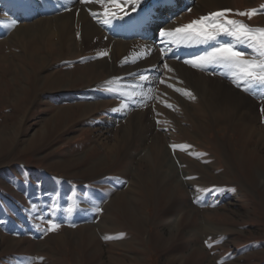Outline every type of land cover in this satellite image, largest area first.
Instances as JSON below:
<instances>
[{
	"label": "rangeland",
	"instance_id": "374dc122",
	"mask_svg": "<svg viewBox=\"0 0 264 264\" xmlns=\"http://www.w3.org/2000/svg\"><path fill=\"white\" fill-rule=\"evenodd\" d=\"M262 8L264 0H214L169 12L180 18L175 29L223 9L255 29L264 28ZM251 9V17L237 14ZM5 11L0 1V264H264V85L202 62L198 71L219 70L256 100V113L240 102L214 106L187 85L189 105L168 95L172 107L153 110V132L138 134V123L124 135L133 113L156 107L160 85L171 91L175 76L150 78L157 93L147 99L122 64L115 74L89 66L111 53L86 51L82 42L60 52L56 34H35L38 49L6 42L18 25ZM215 41L258 58L233 37ZM102 102L110 105L96 108ZM157 130L167 135L165 150L153 141ZM50 222L59 227L49 231Z\"/></svg>",
	"mask_w": 264,
	"mask_h": 264
},
{
	"label": "bare ground",
	"instance_id": "6f19581e",
	"mask_svg": "<svg viewBox=\"0 0 264 264\" xmlns=\"http://www.w3.org/2000/svg\"><path fill=\"white\" fill-rule=\"evenodd\" d=\"M0 1L5 3L7 19H12L10 24L15 22L18 25L11 30V39H4L6 42L11 43L15 39L23 44L32 45L33 49H38L39 46L34 45L35 43L32 40L35 34L39 39L50 35L53 37L56 34L59 37L56 44L59 45L60 52H65L70 45L74 51H78V44L82 42L85 44L84 49L86 51L90 50L98 54L101 52L111 53V59L105 57L104 61H96L89 66L93 67L94 72L102 68L110 74H115L114 72H116L119 63L122 64L123 70L121 71L126 73V81L136 88V93H142L147 99L154 98V94L157 93L154 87L149 86L150 78L158 76V79H160V76L163 75L165 79L171 81L175 76V80L171 81V91L166 87L169 85L168 82L160 85L162 98L158 97L160 99L156 101V107L150 105L147 108L148 112H146L148 114H145L144 110L133 113L130 117L131 121L133 120L132 126L123 129L124 135L132 129L135 130L138 123L143 124L142 127L139 126L140 131H136L138 134L143 132L146 135L153 132L155 129L154 117L152 116L154 114L153 110H162V106L169 100L168 95H172L176 100L189 105L191 101L185 98L187 85L191 86L201 99L214 106H225L226 104L240 102L244 104V107L250 113H256L258 110V102L238 91L234 86L236 83L232 85L217 76L216 74L221 73V71L215 70L214 66L211 67L212 70L217 72L216 76L198 71L204 64L197 58L217 46L218 42L214 40L201 43L197 40H189L184 33L177 32L175 29L174 23L180 18H174L173 20L170 18L171 13L169 10L175 11L178 8H188L193 4H198L199 1L208 3L214 0H146L145 4L144 2L138 4L137 0H128V2H125V0H115V2L113 0H87V2H84V0ZM164 6L168 7L169 13L162 11ZM79 12L81 14L80 18H78ZM91 14H95V17L92 18ZM124 14L127 17L119 19ZM162 31L166 33L163 37L161 35ZM88 73L87 75L81 73L82 75L78 79L87 80L88 83L92 82ZM180 74L185 80V86L180 83L181 81H177L180 79ZM57 76L53 82L58 81L59 83L60 80ZM177 88L181 91H176ZM128 100L130 101V99ZM133 102L135 107L138 102ZM127 103V105L120 106L126 114L131 110L129 104L132 105V102ZM98 105L107 106L110 103H99L96 108ZM174 112H170V114L163 112L162 114L170 117L175 114ZM147 115H150L151 119ZM256 116L258 117V115ZM156 134L157 136L153 137V141L158 144L160 150L169 147L168 141H166V133L157 130ZM111 138L114 141L109 144V147L113 151L114 147L120 142V137L116 135Z\"/></svg>",
	"mask_w": 264,
	"mask_h": 264
},
{
	"label": "snow or ice",
	"instance_id": "6c2138e0",
	"mask_svg": "<svg viewBox=\"0 0 264 264\" xmlns=\"http://www.w3.org/2000/svg\"><path fill=\"white\" fill-rule=\"evenodd\" d=\"M84 2H87V0H84ZM125 2H128V0H125ZM231 11L232 9H223L209 13L184 25L182 28L176 29V31L184 33L189 40H197L201 43L217 40L223 34L233 37L236 44L248 45L256 52L258 58L245 59V53L236 50L232 43H219L197 59L204 62L205 65H220L233 70V78L242 79L246 84L264 85V28L253 29L242 20L228 19L227 13ZM260 11H264V8L260 9ZM256 12L257 9H251L249 11H239L237 14L251 17ZM213 18L215 19L213 20ZM209 20H213V22L208 23ZM221 20L222 22H220ZM161 35L163 37L166 33L162 31ZM245 90L248 89L246 88ZM176 91L179 92L181 90L177 88ZM188 95L191 96V93H188ZM192 98L194 99V97ZM168 107H172V105H168ZM261 112L264 113V106L261 107ZM171 147L176 149L179 146L172 145ZM186 179H191V177ZM58 227V224L51 223V227L48 230H55Z\"/></svg>",
	"mask_w": 264,
	"mask_h": 264
}]
</instances>
